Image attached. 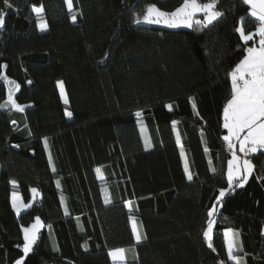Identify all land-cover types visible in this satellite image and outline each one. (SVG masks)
Listing matches in <instances>:
<instances>
[{
  "label": "trees",
  "instance_id": "1",
  "mask_svg": "<svg viewBox=\"0 0 264 264\" xmlns=\"http://www.w3.org/2000/svg\"><path fill=\"white\" fill-rule=\"evenodd\" d=\"M8 3L0 0L7 13L0 72L20 86L15 101L24 111L0 108V264L24 255L23 226L36 217L44 226L23 264H114L109 251L117 247H135L134 264H235L227 228L240 234L242 264H264V149L251 154L248 181L229 189L231 150L223 139L230 73L253 44L236 29L242 18L245 33L258 26L250 6L218 0L223 15L212 24L171 29L135 21L148 5L170 12L183 0H72V12L66 0ZM33 5H43L47 30L38 28ZM9 87L0 79V104ZM13 181L29 205L19 213ZM221 189L229 190L217 202ZM213 205L209 248L203 232Z\"/></svg>",
  "mask_w": 264,
  "mask_h": 264
},
{
  "label": "snow or ice",
  "instance_id": "2",
  "mask_svg": "<svg viewBox=\"0 0 264 264\" xmlns=\"http://www.w3.org/2000/svg\"><path fill=\"white\" fill-rule=\"evenodd\" d=\"M244 2L250 6L249 15L258 20V26L254 33H245L243 27V18L241 19L240 26L236 31L240 34V38L245 42L252 41L254 36H258V46L247 47L245 49L246 54L237 63L230 73L231 76V98L227 101L223 109V127L227 129L228 134L223 139L228 142V148L232 150V159L228 161L227 178L229 189L233 184L237 187H242L249 179L254 166L249 159H244L243 163L240 162V157L236 155V145L233 141L239 142V151L248 156L249 153H255L259 149H264V0H244ZM6 6L11 7L8 0H4ZM218 0H209V2L202 3L201 0H183L180 7L176 8L172 12H166L159 9L156 5H148L142 16V20L138 18L136 23H154L165 24L168 27H193V25L207 26L220 18L223 13L216 10ZM66 4L69 12H72V0H66ZM33 13L37 16V26L41 31L47 29V21L43 18L44 8L43 5L32 6ZM203 13V20L197 18V14ZM7 13L0 11V26L4 24L5 16ZM73 22L76 21V16L72 15ZM6 65L0 66V68H6ZM0 79L4 80L9 85L8 103L18 111L23 112L24 106L18 104L13 98L12 87L16 90L19 89V85L10 80L5 73L0 72ZM63 92V85L60 84ZM65 103L67 99L65 98ZM7 103L0 104V108H6ZM169 110L172 109V105L167 106ZM195 108V104L193 103ZM68 116L72 113L67 112ZM198 115V112H197ZM137 117L142 116V112L136 113ZM15 123V121H13ZM177 122L173 121V127L175 128ZM177 142H180L179 135H177ZM150 145L146 144V147ZM207 151V148L205 149ZM183 155V152H182ZM184 170L189 180H192L191 172L189 171V165L185 158ZM215 171V169H213ZM15 184V181L12 182ZM59 186V182H57ZM229 189H221L219 196L216 198L217 202L222 201L226 192ZM33 199L39 195L38 190L33 188ZM19 197L17 193L12 194V207L19 213L21 207L19 206ZM106 202L107 199H106ZM25 208L29 205H24ZM128 207L131 209V202H128ZM217 211L216 206L208 211L207 227L203 232V236L208 242V247L212 248L213 244V225L215 223L213 216ZM132 231L137 243L142 239L141 233L137 227L134 218H131ZM43 227V224L39 217L30 226L23 228L24 232V245L23 252L25 256L32 251L33 245L38 239V233ZM239 232L229 228L224 232L225 244L228 254V259L235 262V264H242V260L235 253L241 251L239 245ZM126 250L123 248L112 250L109 255L112 257L114 264H124ZM16 264H22V259L17 260ZM221 264H224L221 261Z\"/></svg>",
  "mask_w": 264,
  "mask_h": 264
},
{
  "label": "crops",
  "instance_id": "3",
  "mask_svg": "<svg viewBox=\"0 0 264 264\" xmlns=\"http://www.w3.org/2000/svg\"><path fill=\"white\" fill-rule=\"evenodd\" d=\"M250 154H252V153H250ZM251 163H252V162H251ZM96 173H97V178H98V180L102 183L101 191H102V197H103V200H104V202H105L107 205H109V204L112 203V194H111V190H110L109 186L107 185V178H106V175H105V173H104V171H103V168H102L101 166H98V167L96 168ZM15 183H16V182H15ZM12 186H13L14 190H13L12 193H11V200H12V194H13V192H15V193H19L18 191H16L17 183H16V186H15L14 184H12ZM17 195H18V194H17ZM18 197L20 198L19 201H18V202L20 203L19 206L21 207V209H22V208H25L24 205H26V203L23 201L22 196H21V195H20V196L18 195ZM106 199H107L108 202H106ZM128 202H130V201H127V202H126V207H127V209H128L129 211L132 212V203H131V209H129V207H128ZM131 218H134V219H135L136 224H137V227H138V229H139V231H140V233H141V236H142V227H141L140 224L138 223V221H137V217H136L135 215H133V214L130 216V224H131V228H132ZM43 226H44V223H43ZM41 228H42V227H41ZM227 229H229V228H227ZM227 229H225V231H226ZM262 233H263V235H264V228H263V230H262ZM133 235H134V234H133ZM134 240H135V243H136V244H140V243L142 242V239H141V241H140L139 243H137V241H136V239H135V236H134ZM120 248H123V247L113 248V249H111V250L109 251V253H110L112 250L120 249ZM123 249H125V248H123ZM125 250H126V249H125ZM235 254H236V253H235ZM110 258H111V260H112V262H113V259H112L111 256H110ZM136 259H137V253H136V249H135V247H134V248H130L129 250H126L124 264H130V263L134 264V262H135ZM128 260H129L130 263H128ZM231 261H232V260H231ZM233 262H234V261H233ZM113 263H114V262H113Z\"/></svg>",
  "mask_w": 264,
  "mask_h": 264
},
{
  "label": "rangeland",
  "instance_id": "4",
  "mask_svg": "<svg viewBox=\"0 0 264 264\" xmlns=\"http://www.w3.org/2000/svg\"><path fill=\"white\" fill-rule=\"evenodd\" d=\"M107 1V3H108V0H106ZM155 5V4H154ZM157 6V5H156ZM158 7V6H157ZM159 8V7H158ZM159 9H161V8H159ZM161 10H163V9H161ZM163 11H165V10H163ZM166 12H168V11H166ZM170 12H172V11H170ZM44 18V17H43ZM197 18L198 19H201V20H203V18H204V15H203V13H199V14H197ZM45 20V19H44ZM142 20V19H141ZM141 23H145V22H141ZM145 24H150V25H156V26H160V27H165V28H171V29H177V28H189V27H186V26H180V27H168L167 25H165V24H154V23H145ZM47 30V29H46ZM252 33H254V32H252ZM247 34V33H246ZM258 36H254V38H253V44L252 45H250L249 47H252V46H258ZM62 83V85H63V92H62V90H61V87H60V84ZM58 87H59V90H60V93H61V96H62V100H63V102L65 103V98L67 99V95H66V92H65V89H64V84H63V82L62 81H60L59 83H58ZM15 91H18V90H16L15 88H13L12 89V93H13V98L15 99V94H14V92ZM16 93V92H15ZM8 99V98H7ZM67 103H68V99H67ZM67 103H65V104H67ZM19 104V103H18ZM22 106V105H21ZM67 112H70L69 110H67ZM223 124H224V119H223ZM227 130V129H226ZM227 134H228V131H227ZM226 134V135H227ZM233 143L236 145V147H235V152H236V155L238 156V157H240V162H241V164L243 163V160L244 159H249V156L251 155L250 153L248 154V156H245V154L244 153H242V152H240L239 151V142L238 141H233ZM230 159H232V150H231V158ZM229 159V160H230ZM250 160V159H249ZM13 184V183H12ZM15 186H16V183L14 184ZM19 196H20V193H17ZM19 203V202H18ZM20 204V203H19ZM23 209V208H22ZM21 209V210H22ZM37 218V217H36ZM36 218L29 224V225H25V226H23V228H26V227H30L34 222H35V220H36ZM41 220V219H40ZM41 222H42V224H43V221L41 220ZM214 226V225H213ZM24 233V232H23ZM22 249H23V247H22ZM30 253V252H29ZM24 258H25V254L20 258V259H22V264H23V261H24ZM20 259H18V260H20ZM15 264H16V262H15Z\"/></svg>",
  "mask_w": 264,
  "mask_h": 264
},
{
  "label": "water",
  "instance_id": "5",
  "mask_svg": "<svg viewBox=\"0 0 264 264\" xmlns=\"http://www.w3.org/2000/svg\"><path fill=\"white\" fill-rule=\"evenodd\" d=\"M5 103H7L8 106L6 108H1V110L4 112L11 111L13 109V106L11 105V103H8V100H5L2 104H5ZM1 174H2V166L0 164V176Z\"/></svg>",
  "mask_w": 264,
  "mask_h": 264
},
{
  "label": "built area",
  "instance_id": "6",
  "mask_svg": "<svg viewBox=\"0 0 264 264\" xmlns=\"http://www.w3.org/2000/svg\"><path fill=\"white\" fill-rule=\"evenodd\" d=\"M251 157V155L249 156V158Z\"/></svg>",
  "mask_w": 264,
  "mask_h": 264
}]
</instances>
